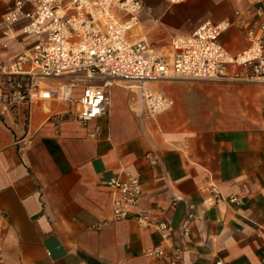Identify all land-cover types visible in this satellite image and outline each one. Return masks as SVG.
Returning a JSON list of instances; mask_svg holds the SVG:
<instances>
[{"label": "crops", "instance_id": "0c3cea01", "mask_svg": "<svg viewBox=\"0 0 264 264\" xmlns=\"http://www.w3.org/2000/svg\"><path fill=\"white\" fill-rule=\"evenodd\" d=\"M141 2L126 36L157 46L206 19L234 17L219 38L236 52L248 44L246 28L264 17V0ZM4 9L0 0V17ZM109 16L123 17L113 5ZM37 38L19 22L0 25V62ZM107 79L105 110L82 123L51 118L74 110L73 101L4 103L0 74V264H213L215 258L264 264V235L256 226L264 215V82L152 81L169 104L150 116L126 80ZM63 80L41 77L39 85ZM194 87L201 102L190 109L184 99ZM124 171L141 185L131 212L169 222L177 257L160 261L142 253L162 244L158 233L130 215L111 218L112 192L103 181ZM173 194L180 199L172 202Z\"/></svg>", "mask_w": 264, "mask_h": 264}, {"label": "built area", "instance_id": "2783aa9c", "mask_svg": "<svg viewBox=\"0 0 264 264\" xmlns=\"http://www.w3.org/2000/svg\"><path fill=\"white\" fill-rule=\"evenodd\" d=\"M3 1L0 25L8 27L19 22L23 33L38 38L9 61L0 62L2 101L57 98L76 103L74 110L53 113V120L69 117L83 123L100 115L108 104L107 78L126 80L124 86L139 96L150 116L169 104L164 93L149 85L152 81L175 78L264 82V17L246 28L247 46L229 52L219 35L234 22V17L206 19L188 34L171 36L164 45L157 46L126 36L137 21L141 0ZM25 3L28 8L23 7ZM112 5L121 12L122 19L110 18ZM256 14L260 16L261 11L256 10ZM41 77L64 80L42 87ZM94 79L101 83H94ZM95 132L96 128L86 134L93 136ZM103 183L112 192V219L130 215L138 225L154 229L161 238V245L144 247L142 253L160 261L178 256L179 249L170 238L169 222L142 209L131 212L141 191L137 175L124 171L121 177L114 175ZM178 199L180 196L173 194L172 202ZM228 199L235 200V196ZM189 216L187 213L185 218ZM256 226L258 233L264 235V215ZM181 230L187 231L185 224H181ZM213 264L227 262L215 258Z\"/></svg>", "mask_w": 264, "mask_h": 264}, {"label": "rangeland", "instance_id": "374dc122", "mask_svg": "<svg viewBox=\"0 0 264 264\" xmlns=\"http://www.w3.org/2000/svg\"><path fill=\"white\" fill-rule=\"evenodd\" d=\"M164 1H166V0H164ZM166 2H168V1H166ZM199 95H200V92L198 89H196V87L191 88V89L186 91L187 98H185L186 100L184 99V101L186 102V105L190 107V109L196 108L199 105V103L201 102V98H198Z\"/></svg>", "mask_w": 264, "mask_h": 264}]
</instances>
